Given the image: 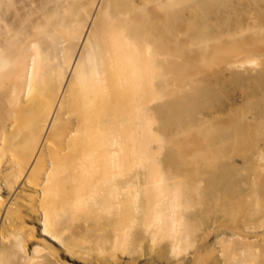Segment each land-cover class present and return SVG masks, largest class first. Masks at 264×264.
<instances>
[{
	"label": "bare ground",
	"instance_id": "obj_1",
	"mask_svg": "<svg viewBox=\"0 0 264 264\" xmlns=\"http://www.w3.org/2000/svg\"><path fill=\"white\" fill-rule=\"evenodd\" d=\"M78 221L264 264V0H0V264Z\"/></svg>",
	"mask_w": 264,
	"mask_h": 264
},
{
	"label": "rangeland",
	"instance_id": "obj_2",
	"mask_svg": "<svg viewBox=\"0 0 264 264\" xmlns=\"http://www.w3.org/2000/svg\"><path fill=\"white\" fill-rule=\"evenodd\" d=\"M75 56L76 55L73 56L71 63H73ZM28 219H29V216L26 215L25 220H27V221H25V223H27V224H28ZM81 222L79 223V221H78L79 225H81L80 229L78 228L79 225H77L78 224L77 223V224H75V225H77V227L75 225H73L75 228L74 230H73V226H72L70 229L66 230L67 232L65 231L63 233V234L68 236V237L64 236L66 239L72 240V241L70 240V242L68 243V245L71 243L70 247L68 246V248L69 249L71 248V249L70 250L68 249V251L64 252L65 254L59 255V257H58V258H60V259H58L59 264H192V262L187 261V259H214L216 253L219 250V249L217 250V248H215L214 246L210 245V243H209L210 237H209L204 241L201 240L200 238H196L195 240H193L194 242H191V244L182 241L179 245L180 248L177 250V252L174 253V252L170 251V249H168L169 246L167 245L168 244L167 239L162 234L156 235L153 239L154 241L151 240V237L148 236L147 233H146L147 234V236H146L145 233H143V232L141 233L142 237H137V235L139 236V234H137V233H139L141 231V229H140V231L138 230L135 233L136 236H134V234H133V236H134V237L132 236L133 239L135 240L137 238L135 241L133 239H131L132 241L129 240L127 242L114 241V240H111V236L109 237L110 239H108L110 232L112 233V230L110 228H104L103 226L99 227V228L95 227V228H93L94 229V232H93V230L92 231L90 230V229H92V227L90 226L89 222H87V224H85V223L81 224ZM10 223H8L9 227L6 228V231H4L5 234H8V235L12 234V227H10V225H11ZM28 225H31V224H28ZM84 225H86L87 227L85 228ZM88 226H90V227H88ZM31 227H33V226H31ZM81 227H84L85 229H88L91 232L82 228V230L84 229L82 231V233L85 232V233H83L84 237H83L82 233L79 236L76 235L78 238L76 236L73 238L69 237L70 234L75 235L73 233H76L77 231L79 232L81 230ZM34 228L35 227H33V229ZM76 228H78V229H76ZM101 229H104V232L101 231ZM109 229H110V232H109ZM34 230H37V228H35ZM97 230H98V232H96ZM105 230H107L106 232L108 235L106 234ZM74 231H76V232H74ZM99 232H101V233L98 234ZM90 233H95L101 237H99L97 235L95 236V234H90ZM102 234L104 236V239H107V241L104 240V241H106V243L103 241L102 243L103 244L105 243V244L101 247L100 246L98 247V246L94 245L97 243V242H95L97 240H94V239H96L97 237L101 239ZM143 234L145 236H143ZM80 236L85 238V239H83V243L86 242L84 240H87V243H85L86 245H84L86 248L84 247L85 249L82 248L81 250H79V249H80V246H83L82 245L83 243H80V242H82V240H81L82 237H80ZM85 236H88V237H85ZM36 237L37 238L34 237L33 239H31V242L39 241L41 243H46V241H47V245H48V243L49 244L52 243V245H53V242L49 241V239H47V238H43L42 236H40V237L36 236ZM62 237H63V235H62ZM86 238H88V239H86ZM90 239H92L95 243L88 242V240H90ZM138 239H139V241H137ZM74 240H75V242H73ZM102 240H103V238H102ZM10 241L11 240H9L8 242H10ZM77 241H78V244H80L79 246L76 243ZM8 242H6V243L8 244ZM74 243H76V244L73 245ZM99 244L101 245V243H97V245H99ZM71 246H73V247H71ZM74 246H76V247H74ZM23 247H24V250L26 251L28 246L24 245ZM20 253H21V251H20ZM22 254H23V251H22ZM15 260L16 259H14V261ZM29 260H31V259H19V261L17 259L16 262L18 261L17 264H19V263L20 264H27L29 262ZM38 260H42V259H36L34 264H36V261L38 263Z\"/></svg>",
	"mask_w": 264,
	"mask_h": 264
}]
</instances>
